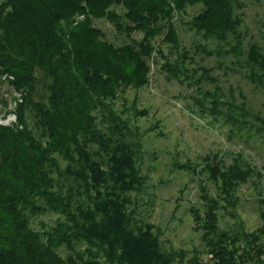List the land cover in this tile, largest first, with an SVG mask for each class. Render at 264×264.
<instances>
[{
  "label": "trees",
  "instance_id": "16d2710c",
  "mask_svg": "<svg viewBox=\"0 0 264 264\" xmlns=\"http://www.w3.org/2000/svg\"><path fill=\"white\" fill-rule=\"evenodd\" d=\"M233 2L0 4V74L11 75L15 88L22 89L17 126L0 124V264H202L196 256L183 263L182 252L163 251L158 233L128 209V193L146 186L137 164L141 135L130 130L112 100L117 91L146 82L155 36L165 33L176 46L174 18L187 8L199 7L185 23L189 30L204 40H235L239 48ZM78 15L83 19L77 21ZM95 21L108 22L109 37ZM245 62L248 78L258 83L264 54L251 44ZM230 169L235 175L222 180L229 193L244 180L239 168ZM209 205L202 225L209 264H264V222L257 232L228 234L214 225L215 200ZM49 213L58 215L53 225H31V219ZM61 247L68 251L65 257Z\"/></svg>",
  "mask_w": 264,
  "mask_h": 264
},
{
  "label": "rangeland",
  "instance_id": "374dc122",
  "mask_svg": "<svg viewBox=\"0 0 264 264\" xmlns=\"http://www.w3.org/2000/svg\"><path fill=\"white\" fill-rule=\"evenodd\" d=\"M231 6L241 53L235 40H204L189 30L185 23L199 7L187 8L186 14L174 18L176 46L165 33L155 36L145 63L146 82L117 91L112 100L130 130L141 135L137 164L146 186L128 193V209L135 220L153 227L163 251L182 252L183 263L194 256L202 264L210 263L202 225L211 201L215 200L214 225L219 231L254 233L264 222V77L252 82L245 62L251 44L264 54V0H234ZM98 22L109 37L108 22ZM132 35L142 37L137 31ZM84 50L92 53L90 45ZM12 82L11 75L0 74L4 126H17L22 89ZM235 166L244 180L229 193L222 180L235 175L230 169ZM57 218L54 213L41 214L31 225H53ZM239 243L244 245L242 239ZM58 252L62 257L68 253L64 247Z\"/></svg>",
  "mask_w": 264,
  "mask_h": 264
}]
</instances>
